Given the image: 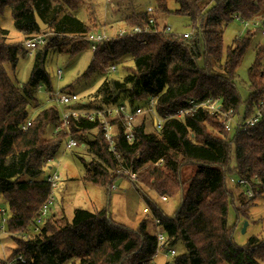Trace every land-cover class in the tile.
Wrapping results in <instances>:
<instances>
[{"label": "trees", "instance_id": "trees-1", "mask_svg": "<svg viewBox=\"0 0 264 264\" xmlns=\"http://www.w3.org/2000/svg\"><path fill=\"white\" fill-rule=\"evenodd\" d=\"M169 1L172 0H155L153 14L146 10L132 14L126 19L127 25L150 26L151 30L157 26L162 31L166 27L162 20L176 14L189 19L190 37L171 31L106 39L93 52L85 76L100 69L106 72L108 67L110 71L116 67L111 63L121 64L125 59L131 58L133 66L122 80L105 78L86 97L87 107L123 104L131 109H147L153 102L156 115L165 119L192 100L219 98L222 111L232 109L241 119L253 116L264 104V48H256V59L249 71L243 118L239 113L243 99L236 83L237 70L254 32L247 30L244 37L236 39L225 51V58L223 35L224 27L236 17L263 15L264 0H173L178 4L175 11L168 9ZM82 3L83 0H0V19L9 7L13 26L25 40L9 42V30L0 25V195L7 202V210H0V224L5 219L6 230L28 235L12 239L16 246L10 249L7 259L0 254V264H8L17 256H24L25 264H153L157 233L167 237L170 246L184 245L185 253L166 264H264V226L242 247L235 243L233 235L241 216L248 218V207L255 201L247 199L246 191L236 181H253V189L260 187L264 193V109H260L262 119L253 127L232 133L222 125L220 115L201 108L182 119L164 121L158 133H147L148 119L143 118L133 127V142L126 139L124 126L117 121L114 151L99 122L88 117L71 119L79 148H86L93 157L89 161L79 157L85 169L84 182L104 189L110 197L116 182L126 178L140 193L143 186L161 198L181 195V207L172 216L164 215L143 194L152 209V218L142 221L135 231L114 223L109 208L104 207L94 212L76 208L71 222L65 217L51 221L49 214L40 232L31 234V224L52 191L51 183L41 177L53 168L49 163L65 142L63 135L53 133L60 122L59 112L52 105L38 112L41 103L37 95L40 87L53 90L45 70L49 51L62 53L67 48L73 56L95 34L73 14ZM36 15L47 30L37 25ZM151 18L155 26L149 25ZM39 36L48 43L36 51L29 80L16 86L6 67L14 72L19 55H29L25 42ZM29 120L31 125L24 130ZM47 129L52 131V139L46 138ZM190 167L194 171L185 179L183 173ZM133 174L137 179H131ZM231 188L239 190L237 200ZM231 205L236 210L234 226L228 220ZM151 220L158 228L155 233L148 232Z\"/></svg>", "mask_w": 264, "mask_h": 264}, {"label": "rangeland", "instance_id": "rangeland-1", "mask_svg": "<svg viewBox=\"0 0 264 264\" xmlns=\"http://www.w3.org/2000/svg\"><path fill=\"white\" fill-rule=\"evenodd\" d=\"M148 7H155V0H83V3L73 11V14L82 22H86L93 30L92 33L105 32L110 39H114L117 33L122 29H130L127 25L126 19L132 14H137L144 12ZM178 8L176 2L169 1L168 9L175 11ZM3 16L0 19V25L2 28L9 30L8 41L11 43H24V36L16 30L13 26L12 13L10 8L7 7ZM264 15V14H263ZM160 21V20H158ZM163 23L166 27H171L173 32H178L181 34L192 33L190 29V22L188 18L179 15H168L164 18ZM253 29V30H251ZM246 28L238 18L229 22L227 26L224 27V41H223V57L225 58L228 47L233 46L236 39H240L246 35L247 30H251L252 35L251 43L246 54L241 60L240 65L237 70L236 83L241 98L243 99V104L239 106V113L242 117H245L246 111V100L248 95V75L252 64L256 59V48H264V37L261 33L255 31V28ZM190 37V36H189ZM51 36L48 37L50 40ZM69 40H73L71 38ZM58 41L61 42L59 39ZM66 50H68L66 48ZM64 50L62 53H58L55 49H51L48 53L47 60L45 63V70L50 77L51 88L53 91L57 90H67L72 91L79 97H86L94 93L101 82L108 76L113 79L122 80L128 73V69L133 66L132 60L125 59L118 64L117 62L111 63L116 65V72L108 71L109 67L104 72L102 69L92 72L89 76H85V73L93 59V51L91 49L90 43H86L85 47L77 54L71 56L68 51ZM34 52L30 55H19V62L16 70L13 72L10 68L6 67V72L14 82L16 86L24 85L31 76V70L34 63ZM24 55V56H23ZM125 66V70L122 66ZM264 65V61H263ZM61 70L63 73L62 79H58L57 71ZM37 98L39 103H41L40 110L48 108L52 104L48 101V90L41 87ZM37 111L32 112L35 114ZM142 118V115L138 116ZM141 120V119H139ZM139 120H137L139 122ZM147 133H152V127L150 121L146 122ZM50 129L46 130V138L52 139L53 135ZM79 157H86L89 161L93 159L92 155L87 149H82L77 147L72 150V152L65 151L63 145L59 148L57 155L50 161L49 167H53L54 170L44 171L41 178L45 179L46 175L53 174L55 171L58 172V182L54 189H52L51 194H53V205L52 211L49 212V218L52 216L51 221H57L63 217L71 222L76 208H81L86 211H100L104 207H108L111 215V219L114 223L123 224L129 229L135 231L139 228L140 224L144 220H150L152 218V209L147 204L146 199L143 194L152 203L158 207L164 215L172 216L181 206V195L175 197H166L167 200L163 201L162 198L154 191L148 190L146 187L141 186L142 193L138 192L136 187L133 186L132 181L121 178L116 182L115 187L110 191L111 195L108 197L104 189L95 186L90 183H86L83 180L84 176V166L79 160ZM49 161V160H48ZM47 161V163H48ZM193 168H188L184 171L183 175L185 179H188L193 173ZM137 179V178H136ZM187 186V185H186ZM230 186V185H228ZM233 191V197H238V191L236 189H229ZM237 207L238 203L235 202ZM150 213H144L146 209ZM7 210V202L3 196L0 195V210ZM55 212V213H54ZM48 218V217H47ZM228 220L230 226H234L237 223L236 220V210L233 205L230 206ZM240 223L234 230V240L235 243L242 247L247 243V241L253 237L257 236L264 226V193L257 197L256 200L250 204L248 207V218L241 216ZM152 222V220H151ZM248 223L246 231L242 233L244 224ZM155 225V224H154ZM150 223L148 227L149 233H155L158 228ZM29 232L31 229L29 228ZM22 233H11L8 229L7 232L1 235L5 238L3 239L4 244L0 248V254H5V259L11 253L10 249H14L16 246V241L13 238L23 239ZM12 236V237H11ZM32 236V235H30ZM172 248L177 252V256L185 253L184 245L182 243L172 246ZM157 254L153 258V264H166L164 257V250L156 252ZM174 258H170L173 260Z\"/></svg>", "mask_w": 264, "mask_h": 264}, {"label": "built area", "instance_id": "built-area-1", "mask_svg": "<svg viewBox=\"0 0 264 264\" xmlns=\"http://www.w3.org/2000/svg\"><path fill=\"white\" fill-rule=\"evenodd\" d=\"M148 13L153 14L155 12V9L153 7H148L146 10ZM242 22V24L246 28H255V31H258L261 33L262 37H264V15L252 17L251 19H243L241 17H236ZM149 25H156L155 19L151 18L149 20ZM253 30V29H251ZM171 27H165L164 30L161 31V29H158L156 26L155 30H151L150 26H145V28L134 26L130 27V29H122L117 33V36L119 37H135L136 35L145 36V34H150L153 32L159 33H170ZM190 35L184 34V38H189ZM109 39L107 35H105L102 32H99L94 35H90L88 37V41L90 43L91 49L93 52H96L97 49L100 47L103 42ZM26 46L29 49V55L31 56L34 52L38 51L40 48H43L46 46L47 39L44 36L35 37L33 39L27 40ZM143 43V42H142ZM116 67H111L110 71L115 72ZM58 79H62L63 73L61 70L57 71ZM42 88L40 87V90ZM48 101L52 104L53 108L59 112V118L60 122L55 126L54 128V135H63L65 138L64 142V148L65 151L72 152V150L76 149L77 147L81 146L80 142L74 138V134L72 133V121L71 119H77V117H88L91 121H97L99 122L102 131L104 132L105 138L108 141L109 146L111 147L112 151H114V124L119 121L122 122L124 126V134L126 136V139L129 142H133L134 139V133H133V127L137 123V120L146 118L150 121L152 130L156 133L160 132V129L162 128L163 122L166 120L171 119H182L186 117L187 115L191 114L196 109H203L207 113L213 115H220L221 116V123L224 125L225 129H227L228 132L232 133L235 132L237 129H247L250 127H253L256 123H258L262 117L263 113L261 112L262 109H264V104H260V109H256L254 111L253 116L241 119L239 115H236L234 113V110L230 109L227 111H222V101L219 98H208V100L196 102L195 100L190 101L185 108L177 109V111L174 114H168L165 119H161L156 115V113L153 110V102L147 107V109L143 108H136L131 109L128 108L126 105L123 104H116L113 106H103L99 109H90L87 107L88 102L86 100H82L81 97H79L77 94L68 92L67 90H55V91H48L47 93ZM77 106V108H76ZM142 115V118H139L138 116ZM31 125V120H29L26 125H24L23 129L26 130ZM50 171H53V168L49 169ZM58 172L55 171L53 174L46 175L45 179L51 183L52 189L55 188L57 182H58ZM132 180H135L137 177H135V174L130 175ZM234 182V179L231 180ZM239 185L243 188V190L246 191L247 199L249 201L256 200L257 197H259L261 193V188L256 187V190L253 189V181L249 182L246 179H240L236 181ZM255 183H260L258 180L255 181ZM52 192V191H51ZM163 201L167 200L166 196L162 198ZM53 194L49 197V199L43 204L40 211L37 213V215L34 218V221L32 222V235L37 234L40 232V230L43 228V224L45 222V218L48 217L49 212L51 211L50 208L53 205ZM149 210V209H148ZM144 209V213H150L149 211ZM155 222L157 225L160 224L159 220L155 219ZM6 220L3 219L2 223L0 224V240L1 235L5 234L7 232L6 226H5ZM23 238H27L28 235L25 233L22 234ZM158 237V249L156 252L160 250H164L166 252L164 254L166 263H169L170 258H175L177 256V252L168 244L167 237L163 236L161 233H157ZM0 248H2V241H0ZM25 264L26 259L24 256H17L12 261L8 262V264Z\"/></svg>", "mask_w": 264, "mask_h": 264}, {"label": "water", "instance_id": "water-1", "mask_svg": "<svg viewBox=\"0 0 264 264\" xmlns=\"http://www.w3.org/2000/svg\"><path fill=\"white\" fill-rule=\"evenodd\" d=\"M36 23L41 28L42 31L47 30L48 27H46V25H44V23L42 22V20L40 19V17L38 15H36ZM247 226H248V223L246 222L244 224V228L242 229V233H244L246 231ZM170 264H173V263H170Z\"/></svg>", "mask_w": 264, "mask_h": 264}, {"label": "crops", "instance_id": "crops-1", "mask_svg": "<svg viewBox=\"0 0 264 264\" xmlns=\"http://www.w3.org/2000/svg\"><path fill=\"white\" fill-rule=\"evenodd\" d=\"M102 33H104L105 35H107L105 32H102ZM108 36V35H107ZM55 213V212H54ZM171 262V261H170Z\"/></svg>", "mask_w": 264, "mask_h": 264}]
</instances>
